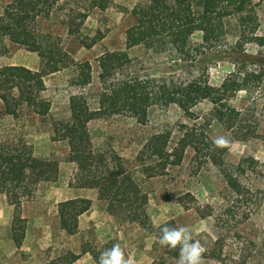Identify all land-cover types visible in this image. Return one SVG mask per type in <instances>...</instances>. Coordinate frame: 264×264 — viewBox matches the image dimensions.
Segmentation results:
<instances>
[{
  "label": "rangeland",
  "instance_id": "rangeland-1",
  "mask_svg": "<svg viewBox=\"0 0 264 264\" xmlns=\"http://www.w3.org/2000/svg\"><path fill=\"white\" fill-rule=\"evenodd\" d=\"M140 1L110 0V6L100 11L89 9L87 0H66L63 13L84 7L88 13L79 31L71 35L59 22L60 11L49 21L40 23V30L71 59L90 63L92 81L84 88L76 86L74 67L44 77L42 96L50 104L45 118L37 117L26 108L14 117L8 116L0 102V148L24 150L35 158L58 164L56 181L40 184L31 200L22 204L25 234L19 248L15 247L12 237L16 228L13 207L0 193V264H60V257L66 252L80 254L74 264H96L89 254H81L82 249L107 243L120 244L131 264L160 261L163 250L154 234L128 222L121 213H108L94 190L76 186V167L68 160L66 143L53 141L52 121L67 120L70 104L79 98L96 108L99 92L96 60L107 51L126 50L131 59L128 72L139 77L196 76L213 86L220 85L233 72L235 64L245 61L249 65L252 57L264 64V46L239 39L241 29L245 37L252 29L264 37V0H251L252 19L242 23V27L237 17L230 18L221 38L203 43L200 33L193 35L191 46L199 45V51L184 62L177 61L169 50L156 54L143 47L126 49L125 31L133 23L130 11ZM4 66H25L38 71L40 60L35 53L8 44L6 54L0 56V67ZM229 104L245 113L242 127L250 133L246 140L236 139L214 120L211 105L206 101L193 108L196 121L187 119L175 105L152 106L145 124L137 123L130 116L117 115L95 118L88 122L87 129L96 151L114 152L132 167L150 135L174 129L179 123L201 126L211 140L221 135L228 138L231 143L224 162L249 187L246 198L232 195L209 163L202 161L199 170L195 164L191 165L189 154L180 166L153 178L144 177L135 168L134 178L148 195L146 210L153 227L172 221L176 227L189 228L193 240H198L206 249L204 264H264V94L252 85L249 92L237 93ZM77 197L88 198L92 204L79 217L77 233L68 236L59 228L57 204ZM165 264H178V260L168 259Z\"/></svg>",
  "mask_w": 264,
  "mask_h": 264
},
{
  "label": "trees",
  "instance_id": "trees-1",
  "mask_svg": "<svg viewBox=\"0 0 264 264\" xmlns=\"http://www.w3.org/2000/svg\"><path fill=\"white\" fill-rule=\"evenodd\" d=\"M66 0H0V56L6 54L7 45L14 44L35 53L40 69L33 71L25 66L0 67V102L6 115L14 117L22 109L30 110L39 118L49 115L50 104L42 96L44 77L60 70L74 67V84L80 88L91 84V65L88 61L75 62L40 30L42 21H49L60 11L59 22L68 34L79 31L88 13L84 8L63 13ZM89 9L106 10L110 0H87ZM251 0H141L130 11L133 23L125 31V47H143L156 54L167 50L179 62L194 58L198 46H191L193 35L200 33L207 43L225 34L230 18L237 17L241 27L251 17ZM239 39L264 46V37L252 29L247 37L241 29ZM259 58V57H258ZM235 64L220 85L213 86L199 77H139L128 72L131 59L123 51H107L96 60L99 92L96 108L82 98L69 106L67 120H55L51 124L53 141H63L68 147V160L76 167L74 183L79 189L94 190L98 201L105 204L108 213H121L128 222L135 223L154 234L157 243L165 225L176 227L170 221L153 227L147 214L148 195L134 178L135 168L146 178L164 174L169 168L182 164L190 155L191 165L199 170L201 162L209 163L222 177L226 189L236 198L250 194L248 186L233 174L224 162L228 148H217L204 128L196 124L179 123L174 129H165L150 135L134 158L135 167L116 153L96 151L87 129L95 118L126 115L137 123L145 124L152 106H177L190 121H196L193 111L199 103L211 105V115L238 140H246L243 131L245 113L232 107L229 101L241 91L249 92L250 86H258L264 94V64L249 58ZM197 171V170H196ZM58 164L53 160L39 159L24 150L0 148V193L13 207L15 227L12 237L16 248L21 246L25 234V219L21 215L22 204L30 201L37 187L55 182ZM92 201L88 198H70L57 204L59 228L68 236L78 231L79 217L87 212ZM114 244L100 247L85 246L81 254H89L98 264L101 252ZM162 247L157 264L179 259V247ZM125 255V254H124ZM80 254L66 252L60 257L62 264H74ZM125 258L127 259L126 255ZM60 263V264H61ZM151 264H156L153 262Z\"/></svg>",
  "mask_w": 264,
  "mask_h": 264
},
{
  "label": "clouds",
  "instance_id": "clouds-1",
  "mask_svg": "<svg viewBox=\"0 0 264 264\" xmlns=\"http://www.w3.org/2000/svg\"><path fill=\"white\" fill-rule=\"evenodd\" d=\"M213 144L217 148H228L231 141L225 136L216 137ZM162 235L159 244L169 249L179 247L178 264H204V253L206 249L201 243L194 241L187 227H173L165 225L161 229ZM98 264H131L121 249L120 244H114L110 249L101 252Z\"/></svg>",
  "mask_w": 264,
  "mask_h": 264
}]
</instances>
